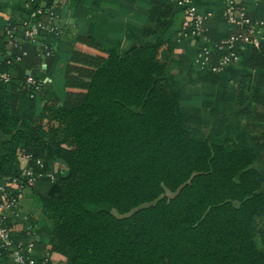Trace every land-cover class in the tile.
I'll use <instances>...</instances> for the list:
<instances>
[{
  "label": "trees",
  "instance_id": "obj_1",
  "mask_svg": "<svg viewBox=\"0 0 264 264\" xmlns=\"http://www.w3.org/2000/svg\"><path fill=\"white\" fill-rule=\"evenodd\" d=\"M35 1L45 13L58 6ZM175 2L151 0L144 40L123 53L119 42L77 37L63 67V103L39 102L34 75L40 87L26 86L38 45L6 52L26 51L20 63L0 57V70L17 73L0 83V182L39 169L38 159L39 170L53 173L56 161L66 169L42 201L54 223L52 264H264L257 157L233 137L211 143L194 132L168 77L161 32ZM244 79L224 98L263 118L264 82ZM259 130L264 139V124ZM18 149L29 156L23 169Z\"/></svg>",
  "mask_w": 264,
  "mask_h": 264
},
{
  "label": "crops",
  "instance_id": "obj_2",
  "mask_svg": "<svg viewBox=\"0 0 264 264\" xmlns=\"http://www.w3.org/2000/svg\"><path fill=\"white\" fill-rule=\"evenodd\" d=\"M222 1L175 2L176 8L169 18V24L161 32V36L169 41L162 54L168 63V77L174 83L187 122L193 127L192 130L208 138L211 143H221L233 137L241 148L250 149L255 154L257 160L254 166L264 175V139H260V132H257L261 131L260 123L264 124V111L263 118H258L260 114H245L242 113L244 106H237L231 99L224 98L225 91L235 87L243 78L250 79L253 83L260 80L264 82V39L259 45L242 42L236 47L239 59L225 72L216 74L196 63L203 39L184 34L185 27L190 23L187 11L189 7H195L200 14L207 16L204 26L205 37L208 40L218 42L233 31L242 30L247 35L251 34L249 25H232L225 19ZM35 2L0 0V51L4 49V27L7 23L21 24L24 21L36 20ZM56 2L59 14L57 23L62 32L57 38L50 39L54 47V59L50 63L48 57L41 55L40 62L36 64L33 63L35 58L27 59L28 64L32 65L28 74L38 77L42 83L39 102L63 103L65 100L63 67L71 55L77 37L91 36L103 45L119 42L118 50L123 53L129 46L144 40L143 30L148 24V13L152 6L151 0H56ZM237 4L244 8L245 15L253 23L264 20V0H237ZM236 15L239 16L238 11ZM256 34L257 36L264 34V26H259ZM27 47L30 50L34 49L32 43ZM216 54L212 62H216L221 56L215 60ZM11 72L17 75L15 71ZM247 105L253 106V102ZM248 123L252 129L247 126ZM21 150L18 149L17 155L23 169L29 161ZM51 169L54 171V179L66 171L64 164L59 161L54 162ZM54 179L45 178L30 184L20 203V214L15 218L14 229L17 239L22 243L28 242L29 239L24 233L28 219L31 218L34 222L35 231L30 236L34 241L33 254L41 259L50 257L51 253L49 245L54 223L51 212L44 208L42 201ZM262 191L264 192V184ZM259 210L264 216V203L259 206Z\"/></svg>",
  "mask_w": 264,
  "mask_h": 264
},
{
  "label": "built area",
  "instance_id": "obj_3",
  "mask_svg": "<svg viewBox=\"0 0 264 264\" xmlns=\"http://www.w3.org/2000/svg\"><path fill=\"white\" fill-rule=\"evenodd\" d=\"M178 3H184V0H174ZM223 15L225 19L232 25L242 24L249 25L251 34L247 35L244 31H233L228 36L222 38L218 42L208 40L205 36V19L206 15L200 14L195 7L188 8L190 23L185 27V35L199 36L203 39V45L196 56V63L204 69H209L213 73H223L239 59L236 47L242 42L252 45H259L264 39V34L257 36L256 31L259 26H264V20L253 23L245 15L244 8L237 4V0H223ZM58 9H52L45 13L41 9H36L34 14L36 20L24 21L22 24L7 23L4 27V49L0 51V57H4L8 64L20 63L26 51L22 54L6 55L14 50L23 48L26 42L38 45L41 55L49 57L54 53V47L46 40L41 39L43 32L53 33L57 36L61 34L62 29L56 24L59 18ZM239 12V16L236 12ZM21 32V36L19 35ZM217 52H223L216 62L214 55ZM13 79L11 71L0 70V83H9ZM35 86L38 89L37 79L30 75L27 77L26 86ZM34 96L33 94L31 95ZM24 152V150H22ZM27 158L29 156L27 155ZM39 169L44 168L42 159L37 160ZM35 169L32 165L24 168L22 176L6 178L4 183L0 182V264H47L49 258H37L33 254L34 241L30 237L35 231V224L28 219L24 233L29 236L28 242L22 243L17 239L15 232L16 216L20 214V203L25 196L26 189L30 184L37 182L43 178L54 179V175L50 171H42ZM9 260H6L8 259Z\"/></svg>",
  "mask_w": 264,
  "mask_h": 264
},
{
  "label": "rangeland",
  "instance_id": "obj_4",
  "mask_svg": "<svg viewBox=\"0 0 264 264\" xmlns=\"http://www.w3.org/2000/svg\"><path fill=\"white\" fill-rule=\"evenodd\" d=\"M168 195L171 196L172 194L168 192Z\"/></svg>",
  "mask_w": 264,
  "mask_h": 264
}]
</instances>
